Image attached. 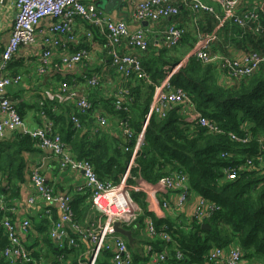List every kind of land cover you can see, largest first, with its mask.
<instances>
[{
  "label": "built area",
  "instance_id": "1",
  "mask_svg": "<svg viewBox=\"0 0 264 264\" xmlns=\"http://www.w3.org/2000/svg\"><path fill=\"white\" fill-rule=\"evenodd\" d=\"M182 1L195 10L204 8L198 1ZM215 1L224 8L225 18L237 25L243 26L250 20L257 21L260 14H264V1L255 5V10H249L241 14H237L234 9L236 0ZM5 2L10 3L14 7L16 14L8 42L0 53V140L8 132L18 130L20 133L27 135L38 146V149L48 150L54 156H59L61 159L60 166L82 173L89 191V199L98 213V222L96 225H92L91 228L81 231L77 229V225L73 221L71 199L68 196L55 195L49 191L37 168L32 170L33 173L30 176L31 184L37 193L43 196L46 201L58 205L60 218L52 223L49 230V238L57 243L59 250L70 249L75 245L74 240L68 239L65 229H63V225H67L76 232L80 240L89 243V247L81 255V258L77 259L75 264H96L104 252L111 254L108 264H134L124 238L116 233L114 226L117 224L120 228L132 233H135L138 229L135 226V222L139 215V209L131 194L133 192L146 193L147 184L136 185L130 183L129 180L131 166L143 138L149 117L152 114L164 117L168 110L173 107L186 106L187 109H191L189 107L191 102L187 96L180 90L174 89L170 84V78L182 64L166 72L162 81L155 87L147 117L142 124V130H140V134L137 137L133 152H131L129 165L122 178L118 183L102 181L97 177L92 165L87 160H77L66 152L65 143L58 134L50 132V127H42L41 129H29L26 127L25 129L24 122L6 95L7 88L12 84H17L21 77L10 75L8 66L20 47L33 45L41 46V60L43 64H46L52 55L53 49H58L62 46L63 37L68 41L74 40L73 25L76 18L79 17L97 28L98 32L104 35L106 48L110 55V66L121 75L125 83L131 80L132 77L146 79V74L143 72L138 60L139 53L145 52L150 44L145 30L137 29L130 33L123 22L109 20L97 7L90 4L85 5L80 0H0V6ZM206 10L212 11L211 9ZM177 14L178 7L172 0H145L135 7L133 18L136 22L141 23L142 21H158L175 17ZM43 19L51 20L46 34L37 31V26ZM256 30L258 31V28ZM184 34L185 30L183 27L170 24L162 33L161 44L167 49H173L181 42ZM121 40L126 41L128 49L137 53L119 54L116 50V45ZM85 41H91V45L93 44L91 32L86 33ZM87 56L88 53L85 49L74 51L68 55L62 54L60 65L58 66L57 64V69L63 73L71 72L78 64L85 61ZM194 56L203 64H215L222 75L231 79L229 83H232L235 79L249 77L252 73L264 67V55L254 51H248L241 58L212 55L205 50L195 51ZM101 77V74L93 76L83 75L82 80L88 87L96 88ZM58 88L60 94L57 93L50 98H55L59 102L73 101L78 113L71 116L70 120L73 129L82 128L78 115H87L92 108L91 102L71 91L67 82L59 83ZM126 94L127 90L125 88L113 94V105L116 110L122 108ZM187 121L196 123L209 134L221 133V130L213 121L207 120L193 108L189 112ZM96 122L101 127L108 125L107 118L102 115L97 117ZM121 129L122 134L129 138L131 132L122 127ZM229 137L233 141H241L242 143L250 141L248 136L243 140L237 139L234 135H229ZM257 149L259 150L257 160L264 163V138L260 141L257 140ZM124 151L128 152L131 149L128 145H125ZM225 156V154L221 155V157ZM250 163L251 160L246 159V164L249 165ZM242 168V166L223 168L224 178L228 181L235 179L238 171ZM156 187L163 191H176V207H182L191 194L187 185V177L182 172L172 173L161 178L157 182ZM4 209V202L0 198V233H3L7 240V246L1 251V256L8 264H40L31 257L32 253L22 246L12 221L1 216ZM219 209L220 206L216 202L200 197L194 208L193 217L188 222L187 229L192 231L190 230L192 227L203 225L206 219ZM29 227L30 223L28 220H23L20 224L23 233H27ZM146 230L149 237L160 240V248L154 250L151 246H148L146 252L149 255V259L144 264H172L173 259L178 264H187L183 250L173 240L166 224L155 227L150 221L146 226ZM224 249L228 250L225 252ZM83 256H85V259H83ZM243 257L244 253L239 249L216 247L209 251L207 261L241 264ZM59 260H61V257Z\"/></svg>",
  "mask_w": 264,
  "mask_h": 264
},
{
  "label": "crops",
  "instance_id": "2",
  "mask_svg": "<svg viewBox=\"0 0 264 264\" xmlns=\"http://www.w3.org/2000/svg\"><path fill=\"white\" fill-rule=\"evenodd\" d=\"M80 1L85 5L90 4L96 7V4L102 0ZM114 1L116 2L110 7H108L106 2H102V8L97 9L101 10L109 20L123 22L130 33L137 29L145 30L151 47L156 50L161 47L162 33L168 25L174 24L183 27L185 34L181 42L172 51L176 56L181 58L180 64L185 63L187 59L193 56L194 52L198 50L209 51L212 55H227L234 58H241L245 53L256 48L260 50H257L258 52L263 53L261 48L264 43L262 45L257 44L256 48H254L252 43L243 38L242 31L247 28L249 23H254L247 22L243 26L232 23L229 19L225 18L224 8L216 3L215 0H191V2H200L204 7L196 10L182 0H172L178 7L177 16L160 19L158 21H142L141 23L134 20L133 13L135 7L145 0ZM261 1L264 0H236L234 9L237 14H241L242 11L245 10L253 11L255 10V5ZM206 9H211L212 11L209 12ZM15 14L16 11L10 3L5 2L0 6V53L8 42ZM262 15H260V17ZM50 22L51 20L49 19L41 20L37 26V31L46 34ZM248 31L253 35L259 32L256 28L253 30L255 34L252 33L251 30H247L246 32ZM88 32L92 34V45L91 41H85V36ZM73 35L74 40L72 41H68L63 37L62 46L58 49H53L52 55L46 64H43L41 60V46L33 45L29 47H20L18 53L11 59V63L8 66V73L10 75L20 76L21 80L17 84L9 86L6 90V95L16 108L25 127L29 129L50 127V132L52 134H58L61 139H63L62 141L66 144V152L68 154L77 160H86V158L80 157L79 159L78 156L74 154L72 145L75 143L84 145L86 151L89 147L86 141L87 139L77 140L73 136L72 138L70 137L69 140L68 136L72 132L68 129L67 125H63L61 121L62 111L68 110V113L64 115L66 124L67 120L71 122V116L78 113L74 102H59L55 98H50L51 96H55L56 92L59 91L58 86L59 83H61V81L57 79V77H60L59 75L63 73L62 71L59 72L57 69V64L61 61L60 56L62 54L68 55L82 49L87 50L88 53L83 63L78 64L71 72H66V74L75 76L76 79V84L71 85L70 90L74 91L78 96L88 99L95 105L94 112L89 118H81L84 126L76 130L78 132L75 131L74 133L75 135L77 134L79 138L86 134L88 136L102 134L103 136L121 138L119 135L120 123L117 120L115 121V127H111L113 123H109V121L107 126L101 127L98 126L96 119L100 115H104L108 119L107 110L110 108L111 96L118 90L123 89L126 83L121 75L111 68L110 55L106 48L105 37L98 32L97 28L77 17L73 25ZM58 39H60V37H58ZM116 50L119 54L137 53L126 47L125 40H121L120 43L116 45ZM170 56H172V53H170ZM217 72L221 74V71L218 69ZM97 73H102L103 77H101L102 82L97 88H90L83 84V75L93 76ZM79 90L85 95L78 93ZM51 104H55V106L53 105V108L49 112L47 107L51 106ZM56 104L60 106L56 107ZM187 111L190 112V109H187ZM48 113L55 118L52 119ZM187 118L188 116L186 119ZM18 132L20 131L15 130L8 132L5 137L0 140V143L7 142L12 145L16 144L18 141L16 134H19ZM29 140L31 141L30 138ZM31 142L32 146L30 147L32 150L30 152L23 151V149L26 150L29 146H21L19 150L14 147L11 149L15 151L18 150L17 154L23 159L24 166L21 172H14V170L10 168L6 171V173L9 172L12 174L13 181L9 182L14 184L15 187H11L7 191V195H3L6 202L0 194V198L5 203V209L1 216L12 221L22 246L32 253L31 257L38 263L75 264L77 259L81 258L84 251L87 250L89 243L80 240L76 232L67 225H63V229H65L68 239L74 240V247L70 249L65 248L61 251L57 248V243L49 238L51 225L53 222L59 220L60 211L57 204L46 201V199L39 195L32 186L30 181V176L33 173L32 170L35 168L39 170L47 187L51 188L56 195L68 196L71 199L73 221L76 223L79 231L89 229L92 225L97 224V210L93 207L89 199V191L82 173L68 167L63 168L60 166L61 159L59 156H54L48 150L38 149V146H36L33 141ZM118 143H122V141H119V138ZM115 144L117 148L120 147L119 144ZM133 149L134 147H132L131 152H133ZM257 165L260 168L264 167V163L260 161L257 162ZM124 173L120 175L114 174L112 175L114 181H111L112 179L107 181L113 183L115 181L119 182ZM129 182L136 185L143 183L147 184L146 193L136 192L142 194L139 198L140 201L139 199H133L139 209L138 217L143 215L146 210L159 220L157 226L165 224L168 221L182 222L185 227L180 225L184 233L190 232L187 229V225L193 217L194 208L200 198L198 194L191 192L183 206L176 207V191H163L156 187L157 183L155 185L148 184L140 177H133L131 172ZM4 186L5 182L0 181V187ZM10 194L15 195L9 200L6 196ZM141 202L143 204H141ZM23 220H28L30 223L27 233H23L20 228V224ZM161 220H163L164 223ZM150 221L153 223L150 217H144L141 226H138L137 231L132 233L133 242L131 245H129L128 240L122 236L132 255L134 264H144L148 261L149 255L146 252L148 246H151L154 250L160 248V240L151 238L147 234L146 226ZM176 231L174 224L173 229H170V233L172 234ZM6 246L7 240L3 233H0V249ZM224 248H236L241 250L240 247L233 242ZM227 250L228 249H224L225 252ZM60 257L61 260H59ZM190 258L201 259L203 264H225L223 261L208 262L205 255L201 252L196 254L191 253L190 256L188 255V257H186L187 260H190ZM83 259H85V256H83ZM4 261V258L0 254V263ZM172 264L178 263L173 259ZM241 264H264V258L261 256L243 258Z\"/></svg>",
  "mask_w": 264,
  "mask_h": 264
},
{
  "label": "trees",
  "instance_id": "3",
  "mask_svg": "<svg viewBox=\"0 0 264 264\" xmlns=\"http://www.w3.org/2000/svg\"><path fill=\"white\" fill-rule=\"evenodd\" d=\"M249 22L254 24L249 23L244 31L238 28L243 32V38L256 48L257 44L264 43V15L259 16L257 21ZM255 28L259 31L256 35L246 32L251 30L254 33ZM173 49H167L161 44L156 50L149 44L148 49L138 56L146 79L132 77L127 81L124 87L127 90L124 96L125 103L120 110L114 108L113 95L111 96L107 120L109 123L116 120L120 123L121 138L105 135L107 141L102 134L93 136L86 134L79 138L74 134L76 130L73 129L71 122L66 118V124L64 120L68 110L62 111V124L67 125L72 132L68 139L73 136L77 140L87 139L89 145L85 151L84 145L75 143L72 145L74 154L78 158H86L100 180H110L112 175H120L127 168L131 151L125 152L124 146L128 145L132 150L147 117L155 87L162 81L166 72L180 65L181 58L172 52ZM257 50L259 49L250 51L264 55V45L261 48L263 53ZM217 74L215 64H203L191 56L172 75L170 84L190 98L195 110L207 120L213 121L221 133L209 134L196 123L188 122L180 112L179 107L182 106L168 110L164 117L152 114L130 172L133 177H140L151 185L172 173L182 172L187 177V185L191 192L220 206L218 211L206 219L209 223L207 229H201L200 225L184 233L181 229L182 222L165 223L169 230L173 229L175 224L177 231L170 234L189 256L198 252L207 255L213 248H224L233 242L243 251L245 259L253 256L264 258V167L260 168L257 165L259 153L257 140L259 137L264 138V67L249 77L235 79L232 83L223 85L216 81ZM59 76L57 79L62 83L67 82L70 87L76 84L75 76L71 74L61 73ZM101 79L99 84L102 82ZM57 93L60 94L59 91ZM91 104V111L85 117L78 116L80 121L81 117L87 119L93 114L95 105ZM53 105L55 106L51 104L47 107L49 112ZM59 106L56 104V107ZM48 114L52 119L55 118ZM121 127L131 132L129 138L122 134ZM18 133L16 144L0 143V181L5 182V186L0 187L2 196L7 195L11 187H15L10 183L13 181L12 174L6 171L10 168L14 172H21L24 166L23 159L17 154L18 150L21 146H29L23 151L32 150L30 147L32 140L30 141L27 135ZM229 135H234L239 140L248 136L250 141L248 143L233 141ZM118 138L122 143H118ZM115 143L120 147L117 148ZM13 147L18 150H11ZM222 154L226 156L221 157ZM246 159L251 160L249 165L246 164ZM240 166L243 168L238 171L235 179L228 181L224 178L223 168ZM111 181H114V178ZM14 195L6 197L10 200ZM140 196H142L140 193L131 195L134 200H138ZM144 217H150L155 227L160 226H157L159 220L145 210L135 222L137 228L143 223ZM2 250L3 248L0 249V253ZM110 256V253L104 252L96 264H108ZM0 264L8 263L4 261ZM187 264L203 262L201 259L190 258Z\"/></svg>",
  "mask_w": 264,
  "mask_h": 264
},
{
  "label": "rangeland",
  "instance_id": "4",
  "mask_svg": "<svg viewBox=\"0 0 264 264\" xmlns=\"http://www.w3.org/2000/svg\"><path fill=\"white\" fill-rule=\"evenodd\" d=\"M193 56H194V54H193ZM195 57V56H194ZM84 62V61H83ZM82 62V63H83ZM220 73H218L217 74V76H216V81L219 83V84H221V85H223V84H229V82H230V80L231 79H229V78H226L224 75H222V74H220ZM83 84H85V83H83ZM86 85V84H85ZM78 93H80V94H82V95H85V94H83L80 90H79V92ZM79 97H81V96H79ZM188 98V97H187ZM188 99H190V98H188ZM188 103V102H187ZM189 107L191 108L190 110H192V108L195 110V108H194V105L192 104V103H190L189 104ZM179 109H180V112H181V114H182V116L183 117H187V116H189V112L187 111V108H186V106H183V107H179ZM195 111H197V110H195ZM198 112V111H197ZM78 116H81V115H78ZM85 117V116H84ZM106 117V116H105ZM108 117H109V115H108ZM81 118H83V117H81ZM81 122H82V120H81ZM83 123V122H82ZM113 123V125H112V127H115V122H112ZM81 127V126H80ZM25 129H26V127H25ZM143 139V138H142ZM262 139V137H259L258 138V141H260ZM44 179V178H43ZM44 182H45V180H44ZM46 185V184H45ZM46 188L49 190V191H51L52 193H54L55 195H56V193L51 189V188H49V187H47V185H46ZM134 193V192H133ZM137 219H138V217H137ZM205 223H207V221H205ZM204 223V224H205ZM208 225H209V223H208ZM137 231V230H136ZM242 251V250H241ZM243 252V251H242ZM209 254V253H208ZM208 254L207 255H205V257H206V259H207V257H208ZM185 256L186 257H188V253L187 252H185ZM244 258V257H243Z\"/></svg>",
  "mask_w": 264,
  "mask_h": 264
},
{
  "label": "water",
  "instance_id": "5",
  "mask_svg": "<svg viewBox=\"0 0 264 264\" xmlns=\"http://www.w3.org/2000/svg\"><path fill=\"white\" fill-rule=\"evenodd\" d=\"M102 2H106L108 7L112 6L116 1L114 0H102V1H99L97 4H96V7L97 8H102ZM208 228V221L207 223L203 224L201 226V229H207ZM114 230L116 231V233L120 234L121 236L125 237L127 240H128V243L129 245H131V243L133 242V239H132V232L131 231H127L125 229H122L120 228L117 224L114 226Z\"/></svg>",
  "mask_w": 264,
  "mask_h": 264
},
{
  "label": "bare ground",
  "instance_id": "6",
  "mask_svg": "<svg viewBox=\"0 0 264 264\" xmlns=\"http://www.w3.org/2000/svg\"><path fill=\"white\" fill-rule=\"evenodd\" d=\"M141 130H142V127H141Z\"/></svg>",
  "mask_w": 264,
  "mask_h": 264
}]
</instances>
